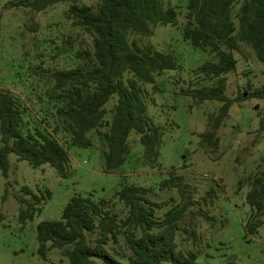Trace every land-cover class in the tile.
I'll return each instance as SVG.
<instances>
[{"label":"rangeland","instance_id":"374dc122","mask_svg":"<svg viewBox=\"0 0 264 264\" xmlns=\"http://www.w3.org/2000/svg\"><path fill=\"white\" fill-rule=\"evenodd\" d=\"M14 1L0 0V88L11 92L25 106L24 130L38 128L68 148L70 173L62 178L47 164L32 167L16 154L8 155L7 174L0 173V264H70L64 249L49 248L45 257L40 255L36 225L42 220L59 219L63 206L74 194L111 198L114 209L123 216L126 209L114 193L120 184L134 183L148 188L149 199L159 204L156 215L162 218L168 208L182 200L176 188L160 185L170 172L180 176V184L186 186L194 200L178 222L177 250L196 251L197 260L207 264L230 259L242 264H264V222L253 235L244 227L250 212L245 201L250 178L264 176V131H259L264 99L234 101L218 130V146L211 148L201 143L199 134L208 128V118L217 112L221 101L200 102L183 93L186 88L209 86L216 80L196 70L203 62L215 60V55L193 47L182 36L187 0H158L162 8L174 9L175 22H152L146 33L130 31L127 35L129 42L135 41L143 50L171 53L177 67L155 73L153 83L138 81L147 118L162 129L157 163L150 165L144 159L139 136L131 131L126 161L113 171L104 166L103 133L108 130L116 98L111 97L105 105L102 125L88 131L91 146L82 148L67 145L65 122L56 114L59 103L50 96L54 92L51 73L82 64L85 57L77 52L92 49L91 36L67 18V2L31 12L13 6ZM79 1L93 6L96 3ZM243 1L236 0L233 5L237 28ZM233 53L235 70L225 74V94L232 98L248 82L252 88L264 85V64L253 50L240 42ZM128 77L133 74L125 72L123 79ZM23 186L36 192L50 191L42 210L24 224L18 219L20 204L16 199ZM261 218L264 220V214ZM117 248L129 252L122 239Z\"/></svg>","mask_w":264,"mask_h":264},{"label":"trees","instance_id":"16d2710c","mask_svg":"<svg viewBox=\"0 0 264 264\" xmlns=\"http://www.w3.org/2000/svg\"><path fill=\"white\" fill-rule=\"evenodd\" d=\"M95 5L79 0H15L13 6L38 12L67 2L66 16L92 38V49L77 52L85 57L82 64L56 69L51 73L54 92L50 96L59 104L57 119L65 122L67 145L87 148L92 140L88 131L102 125L105 105L111 97L115 104L103 133L106 149L103 152L107 171L119 168L126 161L128 136L134 131L143 146V157L157 163L162 144L160 125L149 121L139 82L153 83L155 73L172 70L177 62L169 52L143 50L135 41L129 42L130 31L146 33L152 22L173 23L176 12L164 9L158 0H95ZM236 0H187V14L182 36L190 45L209 50L215 60H207L196 70L207 79L216 78L209 86L186 88L183 93L200 102L221 101L215 114L208 118V128L201 132L200 141L211 148L219 142L218 130L228 117L234 101L264 99V85L251 87L248 82L235 97L225 94V74L233 72L237 60L233 50L240 42L247 44L256 58L264 64V0H244L237 14L238 28L233 21ZM125 72L133 77L123 79ZM139 81V82H138ZM22 102L11 92L0 88V173L6 175L8 155L16 154L30 166L47 164L62 178L70 173V158L66 148L53 135L35 128L24 130ZM57 126L54 128V131ZM264 131V111L259 120ZM170 175L160 182L163 188H176L182 200L168 208L162 218L156 215L159 207L148 197V188L134 183H122L114 197L123 204V216L114 209L111 198L93 199L91 194H74L62 208L59 219L42 220L36 225L38 252L46 256L49 248L64 249L70 264H207L197 260V252L183 253L176 249L175 234L178 222L194 203L180 176ZM213 188H210V191ZM50 191H34L23 186L16 194L20 204L18 219L23 224L34 219ZM249 213L245 231L255 234L264 222V176L250 178L245 196ZM193 236L192 231L190 232ZM122 239L128 253L118 250ZM112 250V251H111ZM219 264H242L230 259Z\"/></svg>","mask_w":264,"mask_h":264}]
</instances>
